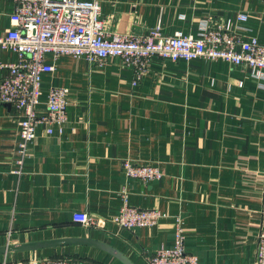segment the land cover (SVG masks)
<instances>
[{
    "label": "crops",
    "instance_id": "1",
    "mask_svg": "<svg viewBox=\"0 0 264 264\" xmlns=\"http://www.w3.org/2000/svg\"><path fill=\"white\" fill-rule=\"evenodd\" d=\"M97 1L111 33L148 34L159 25L166 35H196L208 22L264 42L262 0ZM15 4L0 0V32L11 28ZM17 59L0 52V61ZM48 59L55 70L47 85L69 88L68 121L62 132L40 125L23 162L24 109L0 100V245L91 234L149 264L148 256L174 243L179 221L201 264H255L264 230V76L222 60L156 55L135 83V69L119 57L102 66L70 55ZM125 160L155 165L163 176L130 177ZM125 200L162 216L151 227L125 228L114 221ZM74 212L96 223L76 222ZM66 255L125 264L83 244L0 254V264Z\"/></svg>",
    "mask_w": 264,
    "mask_h": 264
},
{
    "label": "built area",
    "instance_id": "2",
    "mask_svg": "<svg viewBox=\"0 0 264 264\" xmlns=\"http://www.w3.org/2000/svg\"><path fill=\"white\" fill-rule=\"evenodd\" d=\"M247 18L242 12L238 14L239 20ZM10 21L11 28L0 32V52L13 51L18 59L0 61V70L6 73L0 79V100L24 109L20 120V162L40 125H45L48 133L62 132L68 121L69 88L50 82L47 85L46 75L55 70L54 63L48 59L50 55H70L101 66L107 59L119 57L135 69L138 78L135 83L156 55L172 61L222 60L252 68L257 78L264 76V42L257 37L245 39L228 25L212 26L205 22L196 35L182 31L166 35L159 25L148 34L111 33L97 0H16ZM124 168L128 176L145 182L163 176L162 170L152 164L125 160ZM161 216L156 208H137L125 200L114 221L134 229L154 226ZM73 219L84 225L96 223L87 212H74ZM257 239L255 264H264V230ZM148 263L201 264L198 256L187 250L179 221L174 243L148 256ZM33 264L88 263L66 255L35 259Z\"/></svg>",
    "mask_w": 264,
    "mask_h": 264
},
{
    "label": "water",
    "instance_id": "3",
    "mask_svg": "<svg viewBox=\"0 0 264 264\" xmlns=\"http://www.w3.org/2000/svg\"><path fill=\"white\" fill-rule=\"evenodd\" d=\"M88 245L103 249L120 260L125 264H136L133 262L127 255L116 247L103 242L99 239L94 238L91 234L87 236H72V237H62L56 239H47L27 243H8L5 245H0V254H6L13 251H22V250H33L37 251L39 249L48 248V247H57L63 245Z\"/></svg>",
    "mask_w": 264,
    "mask_h": 264
}]
</instances>
